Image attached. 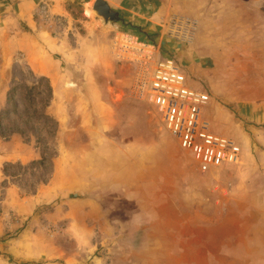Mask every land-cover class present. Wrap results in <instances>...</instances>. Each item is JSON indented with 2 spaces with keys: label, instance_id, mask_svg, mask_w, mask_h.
Segmentation results:
<instances>
[{
  "label": "rangeland",
  "instance_id": "374dc122",
  "mask_svg": "<svg viewBox=\"0 0 264 264\" xmlns=\"http://www.w3.org/2000/svg\"><path fill=\"white\" fill-rule=\"evenodd\" d=\"M92 5L85 11L79 0H65L62 11L51 14L39 2L36 29L22 19H0V264L3 242L26 230L42 234L72 256L82 251L73 264H138L112 242L118 229L136 246L144 234L159 235L164 228L173 239L180 227L190 230L195 218L199 227H209L217 214L229 210L237 232L245 192L256 189L263 194L247 199V234L261 239L264 164L258 171L246 154L256 160L264 145L253 141L245 147L236 134L239 121L224 120L216 124V132L241 144L242 162L200 171L164 129L147 97L148 72L163 49H154L152 40L129 24L105 22ZM2 11L0 0V16ZM174 13L202 20L191 10ZM37 34L49 47L45 51L38 48ZM226 108L236 111L235 106ZM19 153L26 155L25 161L17 159ZM65 170H86L96 180L95 191L52 194L49 184ZM129 170L146 182L140 178L126 186V179H120ZM155 180L165 191L161 200L157 193L140 199L137 189L159 186ZM69 198L76 204L68 203ZM86 198L98 209L93 210L96 222L86 219L87 208L80 205ZM73 209L74 216L67 217ZM259 242L249 241V246Z\"/></svg>",
  "mask_w": 264,
  "mask_h": 264
},
{
  "label": "crops",
  "instance_id": "0c3cea01",
  "mask_svg": "<svg viewBox=\"0 0 264 264\" xmlns=\"http://www.w3.org/2000/svg\"><path fill=\"white\" fill-rule=\"evenodd\" d=\"M63 1L65 0H1L5 11H2L0 19L2 22L4 19H22L36 29V13L41 10L37 6L39 2H44L48 12L52 14L62 11ZM79 1L85 5L87 11L86 6L94 5L96 0ZM106 1L120 13L124 24H129L134 27L137 34L154 41L163 49L165 55L174 57L183 66L189 85L210 92L212 102L207 108V115L211 118L215 131L216 124L220 125L224 120L231 123L239 121L236 134L245 147L251 145L253 141L255 145L256 143L264 145V0ZM175 10H191L202 19L198 36L192 43L165 37L166 18ZM87 16L90 18L88 14ZM37 31H34L35 36ZM37 36L33 37L38 40V48L45 51L49 47L41 44L40 34ZM49 43L52 44L53 41L49 40ZM39 66L44 67L45 64ZM42 72L53 79L48 69ZM226 105L235 106L236 111L228 112ZM236 115L239 119H235ZM248 130L256 132L257 135L252 137ZM188 154L192 157L190 153ZM16 156L21 161L26 160L25 154L19 153ZM249 156L251 155L247 153V162L249 165L254 163L259 171V167L264 164V149L260 148L256 160ZM158 157L160 159V156ZM7 159L8 157L4 155L3 161ZM124 173L120 180L126 179L122 181L126 186H130V182L138 183L140 178L146 182L142 176L133 175L130 170ZM161 177L162 175L158 176L159 179ZM157 180L155 184L159 186L154 188L140 186L137 189L136 193L141 195L140 199L145 200L143 195L157 193L161 200V195L165 191ZM95 182V178L86 170L79 173L65 170L53 185L49 184V190L51 188L52 194L60 193L63 197H71L78 192L84 194L95 191L93 189ZM152 189L155 192H152ZM245 193L247 194L243 199L245 214L241 213V216L247 223L241 218L239 224L237 223L239 225L237 232L236 226L233 225L237 221L232 219L231 211L222 210L223 213L217 214L216 222L209 227H199L197 224H200L199 219L195 218L191 222L190 230L180 227L179 230L182 232H178L173 239L167 234L170 230L164 228L163 233L159 235L144 234L139 239V244L133 246L131 238H126L123 230L118 229L112 242L118 245L129 260L137 259L135 261H138V264H264V249L262 245L260 246L264 243V235L259 234L262 237L258 239L256 235L247 234L246 217L249 214L247 199L254 196L257 198L263 193L260 189ZM40 198L39 202L43 200V197ZM76 202L74 198L68 200V203L73 205ZM80 205L87 208L86 219L91 217L95 222L99 220L98 217L95 219L93 217V210L98 213V209L90 198L83 200ZM73 214L74 209L67 217L74 216ZM114 222L118 223L116 220ZM85 227L87 230V226ZM247 235L250 236L249 239ZM249 241L259 242V245L255 243L249 246ZM81 253L82 251L72 256L64 250L57 249L56 245L48 242L42 234L30 230H26L15 239L3 242V264L13 262L60 264L57 262L60 260H63L64 264H73L77 255L82 256Z\"/></svg>",
  "mask_w": 264,
  "mask_h": 264
},
{
  "label": "built area",
  "instance_id": "2783aa9c",
  "mask_svg": "<svg viewBox=\"0 0 264 264\" xmlns=\"http://www.w3.org/2000/svg\"><path fill=\"white\" fill-rule=\"evenodd\" d=\"M199 24L194 17L171 14L165 21V37L192 43ZM151 43L155 49L157 45ZM146 93L164 129L192 155L200 171L208 172L242 162L241 144L230 136L217 133L206 114L210 94L189 85L183 66L174 57L162 54L155 59L148 72Z\"/></svg>",
  "mask_w": 264,
  "mask_h": 264
},
{
  "label": "water",
  "instance_id": "95a60500",
  "mask_svg": "<svg viewBox=\"0 0 264 264\" xmlns=\"http://www.w3.org/2000/svg\"><path fill=\"white\" fill-rule=\"evenodd\" d=\"M92 8L105 22H124L120 13L113 9L106 0H96Z\"/></svg>",
  "mask_w": 264,
  "mask_h": 264
}]
</instances>
